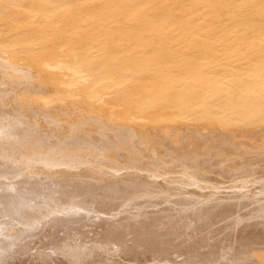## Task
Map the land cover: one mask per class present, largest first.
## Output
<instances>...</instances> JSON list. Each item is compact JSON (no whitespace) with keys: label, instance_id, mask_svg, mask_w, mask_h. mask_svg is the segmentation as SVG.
<instances>
[{"label":"bare ground","instance_id":"1","mask_svg":"<svg viewBox=\"0 0 264 264\" xmlns=\"http://www.w3.org/2000/svg\"><path fill=\"white\" fill-rule=\"evenodd\" d=\"M0 264H264V0H0Z\"/></svg>","mask_w":264,"mask_h":264}]
</instances>
